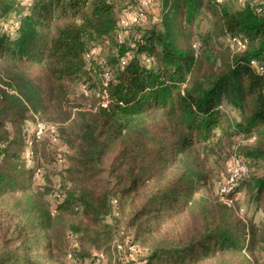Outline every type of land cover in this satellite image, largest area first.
<instances>
[{
  "label": "trees",
  "instance_id": "obj_1",
  "mask_svg": "<svg viewBox=\"0 0 264 264\" xmlns=\"http://www.w3.org/2000/svg\"><path fill=\"white\" fill-rule=\"evenodd\" d=\"M224 1L152 0L122 31L137 0H0V264H98L114 241L137 248L118 264H259L264 17ZM233 148L249 169L233 206L193 198Z\"/></svg>",
  "mask_w": 264,
  "mask_h": 264
},
{
  "label": "built area",
  "instance_id": "obj_2",
  "mask_svg": "<svg viewBox=\"0 0 264 264\" xmlns=\"http://www.w3.org/2000/svg\"><path fill=\"white\" fill-rule=\"evenodd\" d=\"M152 0H137L138 6L136 9L129 10L126 13H124L122 16H120L118 20V28L122 31L125 30V28L129 27V25L133 22H140L145 20V13L144 10L147 9ZM245 0H237L239 4H242ZM259 6L256 10V13L264 17V0H259ZM263 5V6H262ZM4 28H6L4 26ZM123 36H119L118 42L122 43ZM232 43L235 44L237 49H242L244 46V40L238 39L237 37H234L231 39ZM193 47L196 48L197 44L194 43ZM97 51L96 46H91L89 51L87 52V57H92ZM124 59L121 61V64L124 63ZM144 65H150L151 60L149 58H145L143 60ZM251 64L256 65L254 61H251ZM257 70L263 74L264 77V67L259 66L257 67ZM108 79V72L103 73V86H105V81ZM83 91L84 88H83ZM34 137L36 139H39L43 133L46 130V126L44 123L37 121L34 125ZM51 132H54V128H50ZM28 145L31 144V142L28 140ZM29 156V152H27ZM249 169L246 161L242 158H239L237 156H233L230 161L227 164L226 169V176L224 177L222 183L220 184L217 192V196L219 199L226 204L227 206H233V201L236 199L238 192L236 191V188L238 186V182L247 175ZM35 176H39V169L35 171ZM112 204H115V201H112ZM239 214L242 215V210H239ZM70 247L74 248L76 247L75 242L70 243ZM113 247L115 251L119 254H127L131 259H134L135 253L137 252V248L134 244L127 242L126 244H121L119 242L114 241ZM99 259H104V255L102 253H96L95 254Z\"/></svg>",
  "mask_w": 264,
  "mask_h": 264
},
{
  "label": "rangeland",
  "instance_id": "obj_3",
  "mask_svg": "<svg viewBox=\"0 0 264 264\" xmlns=\"http://www.w3.org/2000/svg\"><path fill=\"white\" fill-rule=\"evenodd\" d=\"M224 2L228 3L230 7L235 6L233 0H225ZM26 127L28 128V130H30L32 125L28 123ZM234 141L236 144L247 142V140L243 139L241 136L234 137ZM61 147H62L60 148L61 150H65L63 146ZM234 151H235L234 148L232 151L225 150L221 152L219 156L210 157L208 160L204 161V165L207 170L206 177L205 179L200 180L199 182H196L193 185V189H192L193 198L195 199L204 198L209 201L216 200L218 188L222 183L224 177L226 176L227 164L230 161V159L235 155ZM256 166L257 165L255 164V167ZM239 197L241 204L245 207L247 220L253 217L254 221L258 223L261 218V213L259 211L255 212L254 205L248 200L245 188L243 186L239 191ZM45 198L49 200V197L47 195L45 196ZM129 231L130 233L133 232L132 234L134 235L133 230L122 231L121 235H123L124 232L129 233ZM103 251H104V259L98 264H118L117 260L119 259V255L114 250H112V247L110 245L108 246L105 245L103 247ZM255 255H256L255 257L257 258V262L259 264H262V260L264 258V252H255ZM85 264H92V263L86 262Z\"/></svg>",
  "mask_w": 264,
  "mask_h": 264
}]
</instances>
